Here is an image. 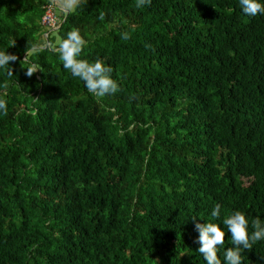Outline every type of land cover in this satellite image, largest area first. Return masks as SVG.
<instances>
[{
    "label": "trees",
    "instance_id": "trees-1",
    "mask_svg": "<svg viewBox=\"0 0 264 264\" xmlns=\"http://www.w3.org/2000/svg\"><path fill=\"white\" fill-rule=\"evenodd\" d=\"M76 1L57 15L52 0H0V48L17 56L0 68V264H205L195 223L215 204L264 219V15ZM73 28L116 92L63 68L52 49ZM241 264H264V240Z\"/></svg>",
    "mask_w": 264,
    "mask_h": 264
},
{
    "label": "clouds",
    "instance_id": "clouds-1",
    "mask_svg": "<svg viewBox=\"0 0 264 264\" xmlns=\"http://www.w3.org/2000/svg\"><path fill=\"white\" fill-rule=\"evenodd\" d=\"M52 1L56 9V1ZM238 5L242 13L249 17L257 14L264 15V0H238ZM60 10L68 12L64 8H60ZM48 13L54 16L55 24L52 25L44 20L43 22L45 25L56 27L58 20L55 18L52 7L47 8L43 19H46ZM123 38L126 39L127 35L125 34ZM85 43L79 29L73 28L66 32L64 38L59 41L58 47L53 48L52 51L58 53V59L62 62L64 69L70 71L73 77H78L84 82L89 93L95 96H104L116 92L118 83L112 77V67L101 59L89 61L81 57ZM28 54L27 50L26 58ZM16 59L17 56L9 53L8 48L7 50L0 48V68L10 65L9 62ZM38 69H41V66L32 64L26 67L25 74L31 76ZM8 74L12 75V71ZM6 110V101L0 98V114ZM220 210L221 205L215 204L210 212L212 220L206 219L204 223L198 221L195 223V229L198 232L196 239L199 244L196 251L204 258L205 264H222L217 255L220 249H222L223 264H241L242 252L249 249L252 243L264 240V219L247 217L241 210H233L221 218ZM196 216L193 215V219ZM225 233L229 234L231 244L226 249L223 248Z\"/></svg>",
    "mask_w": 264,
    "mask_h": 264
},
{
    "label": "rangeland",
    "instance_id": "rangeland-1",
    "mask_svg": "<svg viewBox=\"0 0 264 264\" xmlns=\"http://www.w3.org/2000/svg\"><path fill=\"white\" fill-rule=\"evenodd\" d=\"M56 1V13L57 15L61 14L62 11L60 8H64L66 10H73L76 6V0H55Z\"/></svg>",
    "mask_w": 264,
    "mask_h": 264
},
{
    "label": "built area",
    "instance_id": "built-area-1",
    "mask_svg": "<svg viewBox=\"0 0 264 264\" xmlns=\"http://www.w3.org/2000/svg\"><path fill=\"white\" fill-rule=\"evenodd\" d=\"M46 19H44L45 22L51 23L52 25L55 24V20H54V16L50 13H48L45 17Z\"/></svg>",
    "mask_w": 264,
    "mask_h": 264
}]
</instances>
